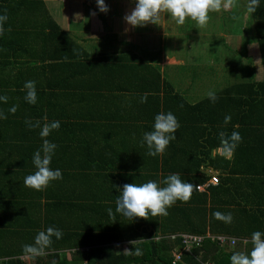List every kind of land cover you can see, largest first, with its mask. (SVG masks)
<instances>
[{
  "label": "trees",
  "instance_id": "trees-1",
  "mask_svg": "<svg viewBox=\"0 0 264 264\" xmlns=\"http://www.w3.org/2000/svg\"><path fill=\"white\" fill-rule=\"evenodd\" d=\"M235 1L232 0L233 8L238 11L239 6H235ZM36 4H41V0H0V16H7V20L0 23V97L7 98L6 101L0 100V113L6 117L0 119V264H11V260L15 264H26L20 259L27 256L23 253V246L33 244L36 234L48 227L60 229L62 238L57 240L53 237L52 244L44 255L31 258L33 264H173V253L180 249L181 239L172 240L169 236L185 233L210 238L205 239L202 247L186 254L184 263L230 264L229 258L233 252L229 250V245H221L213 237L251 240V233L254 231L264 232V81H246L221 94L217 93L214 102L208 97L192 105L166 79H161V74L150 65L136 64L119 53L99 55L79 48L72 54L69 45H77L76 42L51 18L46 24L50 31L42 38L45 39V45L51 42L56 45L49 55L52 62L46 63L44 58L39 59L49 46L41 50L34 47L32 30L19 34L22 41L17 39L20 23L27 16L31 19L38 11ZM246 4L244 9L249 13L251 26L246 31V43H258L264 68V0H260L254 13L247 10L249 0H246ZM232 10L227 15L236 18L237 12ZM36 22L40 23V20ZM249 29L253 30L254 38L249 36ZM38 34L35 36H39ZM60 46L67 52L60 51L57 48ZM89 48L94 50L92 45ZM38 62L41 64L36 66ZM23 64L27 65L22 66L23 68L31 70L29 80L21 77L24 74L13 73V69ZM75 64L77 70L84 71V79L77 77L79 71H74ZM33 67L50 71L51 80L57 83L52 96L60 99L61 105L57 107H61V114H65L67 108L77 107L74 102L78 96L88 100L96 93L98 99L105 80L115 84L113 81L118 75L117 70L120 74L154 70L158 77L157 84H162L163 88L155 84L151 99L158 100L159 105L162 100L164 113H179V120L183 123L176 132L178 139L172 154L163 160L162 169L165 173L179 172L183 182L193 184L191 199L187 203L177 201L167 209L166 216L149 215L131 222L126 218L121 219L122 216L115 212L116 206L110 205L112 197L107 188L101 187L94 195L77 197L72 191L64 189L60 194L50 195L57 180L51 181L40 191L24 187V178L36 171L32 158L34 152L42 148L43 140L40 135H36V131L40 130L29 126L36 123L29 122V117L23 115L28 102L19 101L21 98L13 100L12 95L14 88L21 93L26 81H32L33 78L36 80L38 73L35 74ZM94 77L97 79L93 81ZM112 91L113 89L110 90ZM26 93L21 94L22 99H25ZM45 97L48 98V93L38 94L37 100L40 101V106L45 103L49 107ZM123 99H117V106L127 104ZM12 107L16 108L15 113L9 111ZM226 115L231 116L227 125L224 123ZM194 118L201 127L200 135L198 129L192 128V123L195 125ZM43 119L41 116L39 121ZM25 131L27 132L23 133ZM232 131H238L242 139L234 151L237 162L235 166L239 167L230 173L233 175L242 172L243 177L240 180H232L231 176L221 178L218 187L210 186L207 191L209 194L203 196L196 189L199 185L206 184L209 177H205L201 169L208 162L213 165L218 160L211 158L212 151L220 147L218 134L225 132L230 135ZM56 163L58 162L52 159L50 167L53 170L60 169ZM157 165L159 169V163ZM92 173L101 175L103 172ZM100 179L98 176V181ZM88 181L90 185L92 179L85 178L87 184ZM233 181L238 183L242 195L238 196L235 189L230 190L232 194L229 200L215 205V194L222 196L228 192ZM162 182L163 179L158 181L164 187ZM53 183L56 185H52ZM64 185L67 183L64 182ZM33 193L35 196L30 198ZM42 195V199L54 198L55 202H38ZM35 197L36 201L33 199ZM209 198L212 199L210 203ZM40 208L44 212L43 219L37 217L36 212ZM108 209H112L111 216ZM215 212L230 213L232 222L217 220L213 215ZM159 235L163 238L153 240ZM134 240L140 242L128 245L127 253L117 252L115 243ZM85 248L88 250H83ZM137 250L139 255L136 254ZM71 252L72 254H67Z\"/></svg>",
  "mask_w": 264,
  "mask_h": 264
},
{
  "label": "crops",
  "instance_id": "crops-1",
  "mask_svg": "<svg viewBox=\"0 0 264 264\" xmlns=\"http://www.w3.org/2000/svg\"><path fill=\"white\" fill-rule=\"evenodd\" d=\"M236 1L238 2L239 0ZM236 1L235 6H238L239 4H237ZM115 2L116 1L113 0H105V4L113 3V5H111L112 9L116 11V7L114 5ZM36 8H38V11L35 12L34 16L31 19L29 18V16H27L26 20L20 23L17 39L22 41V39L19 37V34H26L29 33L30 30H32L34 34L32 44L34 45V47H36L38 50H41L46 46H49L46 53L42 54L39 60L44 58L46 63H51L52 60L49 55L56 45L52 42L49 44L46 43L47 45H45V39L42 38L43 35L50 31V27L46 26V24L49 23L48 19L51 18V20H53L62 31L70 35L76 42L78 46L74 44L72 46L69 45L72 54H75L76 50H80L79 48H81V50L84 49L86 50V52L90 53L88 51L89 48L84 46L86 43H84L83 41L78 42L80 38L79 35H82V38L83 36L89 35V29L94 25H98V29L93 30V33L96 34L95 38L88 39V37H85L83 39H86L87 42L89 40L95 41V44L97 45H93V47L95 49H98L100 54L119 53V55H125L129 57L130 61L135 62L136 64L144 63L150 65L151 67L156 68L157 71L161 74V79H166L168 83L173 86L174 90L177 89L174 85L173 77L168 76V74L164 75L165 70L161 67V65L165 63L163 57L161 58L162 63L159 64L161 60H158L159 62H156L157 59H154L153 56H150L145 52H141L139 50V48L146 49L143 47L144 45H141L145 41V38H147L145 35L140 39H136L132 36L117 39V35L112 34L119 33L118 30L121 19L122 28L127 27L128 29L134 30L135 32L139 31L140 33H146L143 32L144 30H147L146 26L131 27L126 25L123 20L125 6H123L122 8L120 16H116V14L114 13L108 14V12H100L96 0H41V4H36ZM233 10L236 11L235 8H233ZM230 12L231 10H224L223 14H227ZM244 14L248 15V12L246 11ZM236 15V18L229 16V19H234L235 21L241 19L242 22L246 20V18L244 19V16H242L241 14L238 15L236 13ZM38 19L40 20V23L36 22ZM106 20L108 21L109 25L112 26L111 32L107 31L106 29ZM40 24H42V26H39ZM244 32L245 31L243 28L241 33L228 32L230 35L229 37H227V39L230 40V42L228 43L231 44L228 48H235L234 45L237 44L239 46L237 50L240 51L241 49H243L246 51V54L248 53V55H251V57H253V55L255 54H261L258 43H240V36ZM36 33H39V36H35ZM124 33L125 31L123 29V34ZM76 35H78V37H75ZM236 36H238V39ZM110 37L112 38L111 40L108 39ZM79 41H81V39ZM109 41L111 43H108ZM220 43H222V46H226L227 41L224 40ZM106 45H109L108 48L115 47L114 51L110 52L109 49L107 50L108 52H103V50L107 48H102L101 46L105 47ZM255 45L258 47V50L253 47ZM57 48L62 52H67L65 48H61V46ZM155 48L157 47L155 46ZM237 50L235 52L239 54ZM150 53H153V50H151ZM40 64L41 63L38 62L36 66H39ZM184 65L185 64L179 67L180 71H183L184 69L186 70ZM22 66L27 65L23 64L18 66L16 69H13V73L17 75L24 74L21 75V77H26L29 80V77L31 76V73L29 72H31V70L29 71L27 67L23 68ZM76 66L77 64H75L74 66V71H79L77 77L79 79H84L86 77L83 74L84 71L77 70ZM20 67L22 68L17 70ZM32 69L35 74L36 72L38 73L36 80L35 78H33L32 80L35 82L37 96L38 94L42 95L48 93V98H46V96L44 99L46 100V104L50 106H45V103L40 106L39 100H37L36 105L27 103L23 115L29 117V122H39L41 127L45 123H50L55 120L60 121L61 125L58 130L52 131L48 136V140L57 146L55 149L54 157H52V159H54V162H58L56 164L59 166L62 174L64 175L62 179L56 181L57 185L55 183L52 184L56 186L51 189L50 192H52V194L49 193L50 195L60 194L64 189L72 191L77 197H84L89 194L94 195L95 191H100L99 189L102 187L107 188L111 192L109 196L112 197V201L109 203H111V206H116L119 189H121L123 185L131 183L141 184L148 181L158 182L162 179L164 180L165 177L174 173L169 171H166L165 173L162 169V164L163 160H165V158L168 159V157L172 154L173 146H175V141H177L178 139V134H175L177 139L170 142L165 152L162 155L156 157L149 156L147 154L148 150L146 145L142 144L143 134L145 132H150L153 130L152 126L154 124L155 115L161 112H165L164 107L162 106V100L161 105H159L158 100L151 99V96L153 95L152 88L153 86H155V84L163 88L162 84H157L158 77L157 74H155L154 70L153 72L152 69L150 72L144 70L143 73L138 74H120V71L117 70L118 75L113 81V83L115 84H110L108 80H105V82H103V87L101 88L100 93L99 91L97 92L99 93L98 99L96 97V93H94V95L88 100H83L78 96L76 98L77 101L74 102L77 107L75 106L74 108H67L66 113L61 114V107H57L61 105L60 99L54 98L52 96L53 92L56 91L53 89L54 86L57 85V83L51 80L52 76L49 73L50 71L46 70V68L38 67H33ZM198 73L199 71H196L194 75H189L188 77L191 79V83L195 84L199 82L201 85L202 81H197L198 79L202 78L197 75ZM96 79L97 77H94L93 81ZM251 80L253 79L248 78L245 80L239 76H232V80L228 83V86L221 92L217 90V93L221 94L232 86L234 87L246 81L250 82ZM84 83H86V81H84ZM109 84L112 86L108 89V86H110ZM196 87L197 86L195 84V88ZM14 89L15 91L13 90L12 99L16 100L17 98H21V100L19 101L25 100L22 99L21 94L25 91L27 92V90L25 88H22V92L19 93V90H16V88ZM111 89H113L112 92H110ZM175 91L180 94V92H178L177 90ZM207 93L208 91H206L205 95H207ZM144 94H147V102L141 103V97ZM192 94L195 97L196 94L191 92V95ZM183 97L187 98L186 95H184ZM123 98H125V102L127 104L123 107H121L120 105L117 106V99L124 100ZM201 99L202 98L199 97L198 101L191 100L189 101V103L195 105L199 101H201ZM9 103L13 104V101H10ZM79 105H81V107H79ZM175 115L177 116L176 118L179 122V125L183 124L179 120V113H176ZM41 116L44 118L43 121H39ZM193 122H195V125L192 123V128L198 129V135H200L199 130L201 127L199 123H197V119L194 118ZM203 126L206 127V124H204ZM35 128L40 130L39 127ZM26 132L27 131L23 133ZM36 135L39 137L38 131H36ZM198 142L201 143L199 139ZM195 145L197 144L195 143ZM211 158L212 160L218 159V162L216 161V163L213 165L208 162L204 167H202L201 170L205 177H209L210 179L211 176L217 175L219 181L221 178H229L230 176L232 180H240L243 177V175L241 174L242 172H236L233 175H231L230 173L231 170H235L239 167L238 165L235 166V163L237 162L235 160L234 153L231 158H225L221 154L219 147L212 151ZM158 163L160 165L159 169L157 165ZM92 171L103 173H101V175L94 174L92 173ZM175 173L180 174L179 172ZM98 176L101 177L100 181H98ZM89 177L92 179L90 185L89 181L88 184L85 182V178L89 179ZM64 182L67 183L66 186L64 185ZM220 183L221 182H219V184ZM231 183L232 184H230V189H228V192H226L222 196H218L219 194H215V197H213L215 205H221L225 201L229 200L232 194L231 192H229L230 190L235 189L239 193H237L238 196L242 195L241 190L238 187V183H236V181H233ZM60 185L62 187H59ZM207 191L200 192L197 190V192L203 196L208 193ZM34 196L35 195L33 193L30 198ZM42 198L43 195L41 199L40 197L38 200L36 197L33 199L34 201L37 200L40 203L42 202V204H44V202L46 203L47 201L55 202V199H52V197V200H46ZM211 200V198L208 199L209 203L211 202ZM209 203H207V205L210 206ZM231 209H234V207H231ZM36 213L38 218H44V212L41 208ZM121 219H123V217ZM119 222H121V220ZM117 226L119 225H116V227ZM236 240H238V242L235 246H228L229 250H231L233 253H248L251 250L252 245L249 239ZM137 242L140 241H119L115 243V247L118 253L125 254L128 252V250L127 252H124V250H122V247L126 245L130 246L132 244H136ZM83 250L88 249L85 248ZM67 254H72V252ZM22 258H29V260H31L32 257L28 255L20 257V259L23 261Z\"/></svg>",
  "mask_w": 264,
  "mask_h": 264
},
{
  "label": "clouds",
  "instance_id": "clouds-1",
  "mask_svg": "<svg viewBox=\"0 0 264 264\" xmlns=\"http://www.w3.org/2000/svg\"><path fill=\"white\" fill-rule=\"evenodd\" d=\"M100 12H107L109 9L105 0H96ZM135 7L127 14L124 19L132 27H143L148 23L157 24L160 19V13L166 11L169 18L174 20L175 24L183 25L186 19L195 22L197 27H203L208 22L209 11H220L221 7L228 10L232 6V0H134ZM260 0H249L248 11L256 12ZM7 16H0V23L5 22ZM24 88L27 90L25 100L30 104L37 102V93L35 82L26 81ZM209 98L214 102L216 96L209 93ZM6 97H0V100L6 101ZM147 102V94L141 97V103ZM15 113L16 108L9 109ZM6 118L0 113V119ZM46 119V118H45ZM231 121V116L224 117V123L227 125ZM30 127H40L39 135L43 140L42 148L34 152L32 162L36 169L33 174L24 178L23 186L40 191L47 187L51 181L62 179L60 169L53 170L50 167L52 157L55 154L56 145L51 143L46 137L54 130L60 128V121L55 120L45 123L42 127L39 122ZM180 125L176 116L172 112H161L155 115L153 130L145 132L142 137V144L147 147V154L152 157L162 155L171 141L177 139L176 132ZM220 151L225 158H231L236 147L241 142V136L238 131H232L230 135L220 132ZM165 186L161 187L156 181L145 183L125 184L119 189V195L116 200L115 212L123 218L134 222L137 218H147L149 215L166 216L167 209L177 201L187 203L193 193V184L183 182L178 174L168 175L162 182ZM111 216L112 209H108ZM217 220L225 223L232 222L230 213H213ZM57 240L62 238V231L57 228L48 227L45 231L36 234L33 244L23 246L25 255L36 257L45 254V250L52 244V238ZM157 238H163L161 235ZM157 238L153 239L156 240ZM157 241V240H156ZM251 250L248 253L234 252L230 256V264H264V232L254 231L251 233ZM139 255V250L136 251Z\"/></svg>",
  "mask_w": 264,
  "mask_h": 264
},
{
  "label": "rangeland",
  "instance_id": "rangeland-1",
  "mask_svg": "<svg viewBox=\"0 0 264 264\" xmlns=\"http://www.w3.org/2000/svg\"><path fill=\"white\" fill-rule=\"evenodd\" d=\"M113 1H116L114 3L116 11L112 9L111 5H113V3H106L109 9L107 11L108 14L114 13L116 14V16H120L122 8L123 6H125L123 20L126 23L124 17L129 14L135 7L134 0ZM223 2L224 0H222V3ZM236 3L239 4L237 14H241L242 16H244V19L246 18L244 22H242L241 19H238L237 21H235L234 19H229V15L223 14V7H221L220 11H209L208 22L203 27H197L195 22L190 19H186L183 25H177L175 24L174 20L169 18V15L166 11H162L160 13V19L157 21V24L148 23L146 25L147 30L143 31L146 32L145 34L140 33L139 31L135 32L134 30H130L127 27L122 28V19L120 21L118 30L119 33L112 34L117 35V39H122L124 37L127 38L129 36L140 39L145 35L148 39L145 38V41L141 45H144L143 47L146 49L139 48V50L141 52H145L150 56H153L154 59H157L156 62H159L158 60H161L159 64L162 63L161 58L163 57L165 63L161 65V67L165 70L164 75L168 74V76L173 77L174 85L177 88L175 90L180 92V94H182L183 96L186 95L187 98L185 99L187 100V102L191 100L198 101L199 97L202 99L209 97L208 94L210 92L214 93L215 95L218 91L221 92L228 86V83L232 80V76H239L245 80L249 78L256 80L257 82L264 81V69L262 65L261 54H255L253 55V57H251V55H248V53L246 54L245 50H237L239 48L237 44L234 45L235 48H228L231 45L228 43L230 42V40L227 39V37H229L230 35L228 32L241 33L243 28L245 32L240 36L241 40H239L240 43H243L246 42L248 36L246 34V31L249 27H251L249 13L248 15L244 14L246 12L244 8L245 6H247L246 0H239L238 2L236 1ZM232 8L233 3L228 11L232 10ZM126 25L131 26L127 23ZM97 29L98 25H94L89 29V35L83 36V38H95L96 34L93 33V30ZM106 29L110 32L112 29V26L109 25L107 20ZM123 29L125 31L124 34ZM249 30V36L254 38L253 30ZM81 36L82 35H79V40L81 39V41L78 40V42L83 41L84 43H86L84 45L85 47L89 48V45H92V47L93 45H97L95 44V41L89 40L87 42V40L83 39ZM75 37H78V35H76ZM236 37L238 39V36ZM108 39L111 40L112 38L110 37ZM224 40L227 41V47L221 45L223 42L220 43ZM108 43L111 42L109 41ZM155 46L157 48H155ZM101 47L107 48L104 49L103 52H106L109 49L110 52H113L115 49V47L108 48L109 45ZM253 47L258 50V47L256 45ZM93 49L94 50H91L89 48L88 51L100 55L98 49H95L94 47ZM151 50H153V53H150ZM236 50L239 54L235 52ZM183 64H185L184 67L186 68V70L184 69L183 71H180L179 67L183 66ZM196 71H199L197 75L202 77L197 81H202V84L200 85L199 82L195 83L197 86L195 88V84L191 83L192 81L188 76L194 75ZM206 91H208L207 95H205ZM191 92L196 94L195 97L193 94V96L191 95ZM128 249V245L122 247V250H124V252H127ZM22 259L26 264L34 263V261L29 260V258ZM11 264H15L14 260H11Z\"/></svg>",
  "mask_w": 264,
  "mask_h": 264
},
{
  "label": "built area",
  "instance_id": "built-area-1",
  "mask_svg": "<svg viewBox=\"0 0 264 264\" xmlns=\"http://www.w3.org/2000/svg\"><path fill=\"white\" fill-rule=\"evenodd\" d=\"M219 178L217 175H213L211 176V178L209 179V181L206 184L203 185H199L197 187V190L200 192H206L208 190V188L210 186H218L219 185ZM169 238H171L172 240H175L176 238H180L181 239V244H180V249L177 250L174 253V262L173 264H186L183 261V258L186 254L191 253L194 249L202 247V245L205 242L206 238H210V236L208 237H203L200 235H194V234H180V235H172L169 236ZM159 238H157L156 240H158ZM214 240H218L219 243L221 245H225L228 244L229 246H235L238 242V240L233 239V238H226L223 236L214 238Z\"/></svg>",
  "mask_w": 264,
  "mask_h": 264
}]
</instances>
